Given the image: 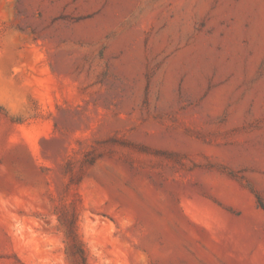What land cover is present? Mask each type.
Returning a JSON list of instances; mask_svg holds the SVG:
<instances>
[{
	"label": "rangeland",
	"instance_id": "rangeland-1",
	"mask_svg": "<svg viewBox=\"0 0 264 264\" xmlns=\"http://www.w3.org/2000/svg\"><path fill=\"white\" fill-rule=\"evenodd\" d=\"M0 264H264V0H0Z\"/></svg>",
	"mask_w": 264,
	"mask_h": 264
},
{
	"label": "trees",
	"instance_id": "trees-1",
	"mask_svg": "<svg viewBox=\"0 0 264 264\" xmlns=\"http://www.w3.org/2000/svg\"><path fill=\"white\" fill-rule=\"evenodd\" d=\"M72 207H74V204L72 205ZM75 222H76V213L74 212L72 217H71V220H70L69 234L72 237L73 242L75 243L76 249L78 250V254L80 255L83 263H86V256L84 254V250L82 248V245L78 241V238H77V235H76Z\"/></svg>",
	"mask_w": 264,
	"mask_h": 264
},
{
	"label": "bare ground",
	"instance_id": "bare-ground-1",
	"mask_svg": "<svg viewBox=\"0 0 264 264\" xmlns=\"http://www.w3.org/2000/svg\"><path fill=\"white\" fill-rule=\"evenodd\" d=\"M216 95H217V94H216ZM214 97H216V96H214ZM219 97H220V94L217 95V98H219ZM214 101H215V100H214Z\"/></svg>",
	"mask_w": 264,
	"mask_h": 264
}]
</instances>
